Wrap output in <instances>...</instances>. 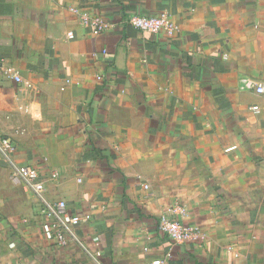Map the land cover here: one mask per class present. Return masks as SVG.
Here are the masks:
<instances>
[{
    "label": "crops",
    "instance_id": "0c3cea01",
    "mask_svg": "<svg viewBox=\"0 0 264 264\" xmlns=\"http://www.w3.org/2000/svg\"><path fill=\"white\" fill-rule=\"evenodd\" d=\"M70 7L110 28L94 34ZM161 13L173 39L126 24ZM258 87L264 0H0V133L101 254L46 240L38 200L0 157V264H264ZM163 215L206 241L174 243Z\"/></svg>",
    "mask_w": 264,
    "mask_h": 264
},
{
    "label": "built area",
    "instance_id": "2783aa9c",
    "mask_svg": "<svg viewBox=\"0 0 264 264\" xmlns=\"http://www.w3.org/2000/svg\"><path fill=\"white\" fill-rule=\"evenodd\" d=\"M69 12L78 17L80 23L93 29V33L98 35L110 28V24L102 17H93L89 13L82 11L77 7H70ZM126 24L136 30L148 32L155 35H162L167 39H173L179 32L180 28L176 25L169 14L161 13L154 17H145L141 15H133L126 20ZM68 36L73 37L72 33ZM224 58H227L224 56ZM6 75L14 79L16 82H22L20 74L13 68L6 70ZM98 80H103L98 77ZM258 94L264 93L263 87L256 89ZM254 112L258 113L259 108L253 107ZM17 153L16 145L0 133V157L10 168V179L14 184L24 185L29 189L40 205V214L44 218L42 224V233L46 240L53 242L59 247H67L70 244L82 249L85 253L97 260L101 254H90L82 241L76 235L77 227L82 223V218L71 214L65 201H49L45 197V181L38 169L32 166H20L15 161ZM148 186H146L147 188ZM177 211L185 214V209L178 208ZM160 233L168 237L174 243L181 244H202L206 241V235L195 226H187L179 221L167 216H162L158 222ZM161 260H154L147 264H162Z\"/></svg>",
    "mask_w": 264,
    "mask_h": 264
}]
</instances>
